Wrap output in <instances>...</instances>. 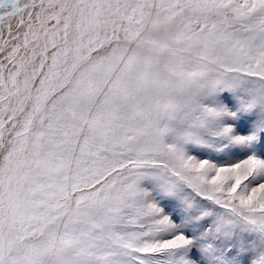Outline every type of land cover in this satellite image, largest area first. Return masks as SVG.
<instances>
[{
	"label": "snow or ice",
	"instance_id": "obj_1",
	"mask_svg": "<svg viewBox=\"0 0 264 264\" xmlns=\"http://www.w3.org/2000/svg\"><path fill=\"white\" fill-rule=\"evenodd\" d=\"M0 264H264V0H0Z\"/></svg>",
	"mask_w": 264,
	"mask_h": 264
}]
</instances>
